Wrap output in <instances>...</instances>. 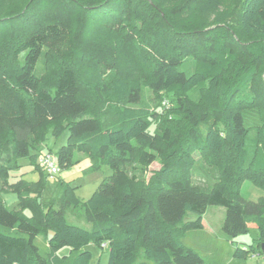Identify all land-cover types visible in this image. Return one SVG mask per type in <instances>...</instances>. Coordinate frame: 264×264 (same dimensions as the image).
<instances>
[{
	"label": "trees",
	"instance_id": "obj_1",
	"mask_svg": "<svg viewBox=\"0 0 264 264\" xmlns=\"http://www.w3.org/2000/svg\"><path fill=\"white\" fill-rule=\"evenodd\" d=\"M163 1L176 2L175 10ZM220 5L0 0V264H89L88 244L107 250L106 264H209L175 234L200 227L184 218L202 216L208 205L224 207L229 240L258 230L256 248L237 245L234 259L264 253V197L241 194L246 179L264 188V0H241L232 13ZM182 11L213 13L214 24L197 27L191 14H175ZM110 28L120 44L135 47L145 75L121 70L132 62L104 46ZM79 69L95 72L81 77ZM143 88L167 101L166 114L141 104ZM64 131L65 143L53 152L47 138ZM45 151L60 170L79 151L90 168L107 165L112 173L84 202L63 182L45 202L48 176L37 163ZM22 157L38 177L10 181ZM157 158L161 166L135 190L126 169ZM195 169L204 184L192 181ZM6 192L16 195L14 204ZM81 203L89 227L66 216ZM49 231L41 251L35 238Z\"/></svg>",
	"mask_w": 264,
	"mask_h": 264
},
{
	"label": "rangeland",
	"instance_id": "obj_2",
	"mask_svg": "<svg viewBox=\"0 0 264 264\" xmlns=\"http://www.w3.org/2000/svg\"><path fill=\"white\" fill-rule=\"evenodd\" d=\"M241 0H221V5L218 9L220 12L232 13ZM164 8L169 11L175 10L174 1H163ZM172 12V11H171ZM178 16L188 17L191 16L193 25L197 27H210L214 24V14L198 15L191 11H182L180 13H175ZM114 28H110L109 34L105 36V47H112L115 52V57H125V62H132L131 66L125 68L121 66V70L126 73H130L132 76H143L145 75V66L139 64L137 59V53L134 54L135 47L120 44L114 35ZM133 52V54H132ZM188 60L185 61L184 66L188 68ZM144 66V67H143ZM85 68V66H84ZM127 69V70H126ZM81 77H85L84 73H94L95 71L82 70ZM190 96L194 99L197 98V89L190 92ZM141 104L148 106L150 108L167 113L169 105H166L162 99H159L151 90L143 88ZM164 122H161L163 124ZM154 125L150 126V130H153ZM67 137V131H64L57 139H53L51 136L47 138L48 146L53 152L63 143H65ZM193 158L198 159L199 153L195 151L193 153ZM74 162L66 169L60 170L53 177H48L46 188L43 190V200L45 202L54 200L55 197L54 188L58 183L63 182L64 184H69L74 188L75 195L84 202L92 192L98 188L99 184L105 180L111 173L112 170L107 165H100L99 167L90 168V160L88 156L82 152H73ZM198 165L202 164L204 169L207 168L206 164L201 161H197ZM19 167L11 173L10 181H14L16 178H26L28 180H35L38 177V171L34 169V166L30 160L26 157L18 159ZM135 167L131 169H126V175H135L136 181L132 183V187L135 190H141V185L138 181L145 183L149 176L154 173L161 166V159L157 158L152 163L142 166V164L137 161ZM41 172V171H40ZM42 173V172H41ZM43 176H45L42 173ZM192 181L204 184L205 179H203L198 174V169H195L192 173ZM136 184V187L135 185ZM241 194L244 198L248 200H256L257 198L264 197V188L256 185L250 180H243L241 184ZM3 197L8 205H12L16 201V195L12 192L3 193ZM85 208L83 203L79 205L78 208L67 211V218L71 222H74L83 227H89L90 223L86 221L84 216ZM28 213V212H27ZM224 207L220 205H208L206 211L202 216H197L195 213L188 212L184 218V222L199 223L200 227H192L185 230L183 236L180 230L175 231V234H180L181 242L197 251L204 258H207L209 264H264V253L255 252L254 254H249L245 259L238 260L232 257V252L235 247L242 244H252L255 246L258 242V230L256 228H250L248 233L240 234L235 238V241L229 240L223 233L221 225L224 218ZM51 235L49 231L46 235L44 233H39L35 238V243L38 245L41 251H43L47 246V238ZM92 252V259L89 264H106L108 258V252L106 249H102L94 244H88L86 246ZM68 251L67 247L59 250L58 254H66Z\"/></svg>",
	"mask_w": 264,
	"mask_h": 264
},
{
	"label": "built area",
	"instance_id": "obj_3",
	"mask_svg": "<svg viewBox=\"0 0 264 264\" xmlns=\"http://www.w3.org/2000/svg\"><path fill=\"white\" fill-rule=\"evenodd\" d=\"M163 102L167 105L166 100H163ZM37 163L40 169L46 173L48 177H53L60 171L55 155L49 151L41 153L37 158ZM102 247H106V243H102Z\"/></svg>",
	"mask_w": 264,
	"mask_h": 264
},
{
	"label": "water",
	"instance_id": "obj_4",
	"mask_svg": "<svg viewBox=\"0 0 264 264\" xmlns=\"http://www.w3.org/2000/svg\"><path fill=\"white\" fill-rule=\"evenodd\" d=\"M261 251L264 252V242L261 244Z\"/></svg>",
	"mask_w": 264,
	"mask_h": 264
}]
</instances>
